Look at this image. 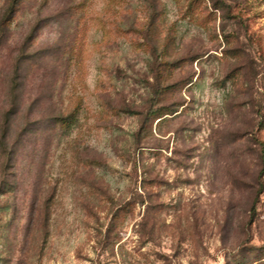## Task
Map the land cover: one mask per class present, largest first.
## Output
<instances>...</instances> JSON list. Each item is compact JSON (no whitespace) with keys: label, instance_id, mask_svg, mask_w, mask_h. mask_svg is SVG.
<instances>
[{"label":"rangeland","instance_id":"1","mask_svg":"<svg viewBox=\"0 0 264 264\" xmlns=\"http://www.w3.org/2000/svg\"><path fill=\"white\" fill-rule=\"evenodd\" d=\"M11 1L0 264H264V0Z\"/></svg>","mask_w":264,"mask_h":264},{"label":"trees","instance_id":"2","mask_svg":"<svg viewBox=\"0 0 264 264\" xmlns=\"http://www.w3.org/2000/svg\"><path fill=\"white\" fill-rule=\"evenodd\" d=\"M21 0H12L11 3L8 5L6 16L2 19V21H10L12 16H14L19 8V4ZM160 117V116H159ZM262 173H264V169H262Z\"/></svg>","mask_w":264,"mask_h":264}]
</instances>
